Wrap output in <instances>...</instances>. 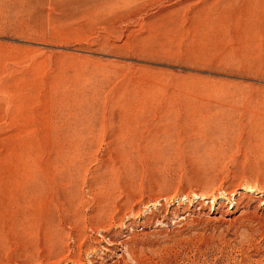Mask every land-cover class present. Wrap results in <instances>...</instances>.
Masks as SVG:
<instances>
[{
	"label": "rangeland",
	"instance_id": "rangeland-1",
	"mask_svg": "<svg viewBox=\"0 0 264 264\" xmlns=\"http://www.w3.org/2000/svg\"><path fill=\"white\" fill-rule=\"evenodd\" d=\"M0 264H264V0H0Z\"/></svg>",
	"mask_w": 264,
	"mask_h": 264
}]
</instances>
